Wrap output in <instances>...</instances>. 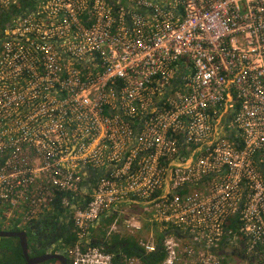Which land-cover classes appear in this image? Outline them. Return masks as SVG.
I'll use <instances>...</instances> for the list:
<instances>
[{
    "label": "built area",
    "instance_id": "1",
    "mask_svg": "<svg viewBox=\"0 0 264 264\" xmlns=\"http://www.w3.org/2000/svg\"><path fill=\"white\" fill-rule=\"evenodd\" d=\"M59 198L72 264H143L107 213L160 264H264V0H0V229Z\"/></svg>",
    "mask_w": 264,
    "mask_h": 264
},
{
    "label": "trees",
    "instance_id": "2",
    "mask_svg": "<svg viewBox=\"0 0 264 264\" xmlns=\"http://www.w3.org/2000/svg\"><path fill=\"white\" fill-rule=\"evenodd\" d=\"M88 200V198L86 199ZM61 198L55 201L54 207L50 213L47 215L41 217V219L35 221L31 227L26 228L28 232V242H29V249H30V255L35 254V251H37L36 247V234L34 233L35 231V226L37 227L38 224L43 226L44 228L47 226L52 227L53 233H58V238L61 240L59 244V248L65 250V255H67L68 259V264H72V260L70 259L68 255V248L70 246H73L76 241V234L74 232V225L73 221L71 219V214L70 210L63 208L60 204ZM112 221V216H107L105 218V224H110ZM233 224H230V227H233ZM18 230V229H16ZM38 230V229H36ZM91 230H94L93 228ZM33 236L34 242L30 240L29 236ZM104 235H106L104 233ZM31 237V236H30ZM13 241L14 242L12 244ZM93 244L95 245H104L105 249L109 252H117L121 254H126L128 256H137L140 257L143 264H160L162 260L165 257V253L162 249V246H159L158 250L154 253L145 255L144 250L139 246L138 241L136 237L134 236H121L119 234H112L109 238L104 239H93L92 240ZM38 252V251H37ZM40 253V252H39ZM12 254V255H11ZM10 256L13 257H19L21 260L23 259L25 263L27 264L24 254L22 252L21 246H20V241L18 238L14 237H1L0 238V264H9L8 260ZM119 258L116 264H123L122 261H120ZM22 262V261H21ZM45 264H54L52 261H48Z\"/></svg>",
    "mask_w": 264,
    "mask_h": 264
},
{
    "label": "flooded vegetation",
    "instance_id": "3",
    "mask_svg": "<svg viewBox=\"0 0 264 264\" xmlns=\"http://www.w3.org/2000/svg\"><path fill=\"white\" fill-rule=\"evenodd\" d=\"M34 229H35L34 233L36 234L35 237L37 239L36 247H37L38 252L35 251V254L30 255L31 257L40 256V255L47 254V253H52V254L59 253L67 257V255H65L66 253L65 250L59 248V244L61 240L58 238V233H55V232L53 233L51 225L44 228L43 226L38 224L37 227L35 226ZM22 230L23 229L17 230V231H22ZM48 261H52L54 264H62V262L56 258L46 260L38 264H45Z\"/></svg>",
    "mask_w": 264,
    "mask_h": 264
},
{
    "label": "water",
    "instance_id": "4",
    "mask_svg": "<svg viewBox=\"0 0 264 264\" xmlns=\"http://www.w3.org/2000/svg\"><path fill=\"white\" fill-rule=\"evenodd\" d=\"M27 235H28L27 230L17 231V230L0 229V238L1 237H14V238L19 239L20 246H21V249H22V252L24 254L27 264H38L40 262L50 260L53 258L59 259L62 262V264H68L67 257L59 253H55V254L47 253V254H43L40 256L31 257Z\"/></svg>",
    "mask_w": 264,
    "mask_h": 264
},
{
    "label": "rangeland",
    "instance_id": "5",
    "mask_svg": "<svg viewBox=\"0 0 264 264\" xmlns=\"http://www.w3.org/2000/svg\"><path fill=\"white\" fill-rule=\"evenodd\" d=\"M120 229H121V232H120V233H115V234H119V235H121V236H127V235H130V234L128 233V231L126 230V228H125L123 225H121V228H120ZM104 233H105L106 235H104ZM112 234H114V233L108 234V227H107V225H105V224H102V228L94 229V230L92 231V236H93L94 238H96V239H104V238H107V239L109 240V238H110V236H111ZM30 236H31V237H30ZM30 236H29L30 240H32V242H34V239H33V236L31 235V233H30ZM130 236H133V235H130ZM134 237H136V236H134ZM136 239H137V237H136ZM14 242H17V241H13L12 244H13ZM14 245H15V243H14ZM11 255H12V254H11ZM21 261H22V262H21ZM8 262H9V264H23V263H25L23 259L21 260L19 257H13V256H10Z\"/></svg>",
    "mask_w": 264,
    "mask_h": 264
},
{
    "label": "crops",
    "instance_id": "6",
    "mask_svg": "<svg viewBox=\"0 0 264 264\" xmlns=\"http://www.w3.org/2000/svg\"><path fill=\"white\" fill-rule=\"evenodd\" d=\"M107 216H110V213L104 214V215L101 217V219H100V221H99L98 223H105V218H106ZM92 231H93V230H92ZM93 239H95V238L93 237Z\"/></svg>",
    "mask_w": 264,
    "mask_h": 264
}]
</instances>
